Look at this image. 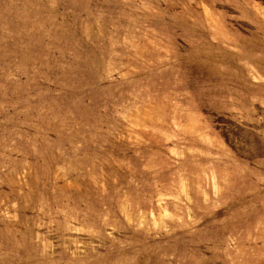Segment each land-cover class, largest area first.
<instances>
[{
  "label": "rangeland",
  "instance_id": "1",
  "mask_svg": "<svg viewBox=\"0 0 264 264\" xmlns=\"http://www.w3.org/2000/svg\"><path fill=\"white\" fill-rule=\"evenodd\" d=\"M0 264H264V0H0Z\"/></svg>",
  "mask_w": 264,
  "mask_h": 264
}]
</instances>
